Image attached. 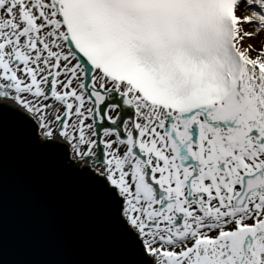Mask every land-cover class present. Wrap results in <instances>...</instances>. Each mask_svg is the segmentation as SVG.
Returning a JSON list of instances; mask_svg holds the SVG:
<instances>
[{
    "label": "snow or ice",
    "instance_id": "1",
    "mask_svg": "<svg viewBox=\"0 0 264 264\" xmlns=\"http://www.w3.org/2000/svg\"><path fill=\"white\" fill-rule=\"evenodd\" d=\"M262 31L264 0H0V155L79 185L97 264H264Z\"/></svg>",
    "mask_w": 264,
    "mask_h": 264
},
{
    "label": "water",
    "instance_id": "2",
    "mask_svg": "<svg viewBox=\"0 0 264 264\" xmlns=\"http://www.w3.org/2000/svg\"><path fill=\"white\" fill-rule=\"evenodd\" d=\"M0 253L8 264H97L110 255L79 185L11 142L0 155Z\"/></svg>",
    "mask_w": 264,
    "mask_h": 264
},
{
    "label": "rangeland",
    "instance_id": "3",
    "mask_svg": "<svg viewBox=\"0 0 264 264\" xmlns=\"http://www.w3.org/2000/svg\"><path fill=\"white\" fill-rule=\"evenodd\" d=\"M248 31H253L252 28L247 29ZM251 43L257 47H264V31L260 32L259 34L255 35L253 38L248 39Z\"/></svg>",
    "mask_w": 264,
    "mask_h": 264
},
{
    "label": "bare ground",
    "instance_id": "4",
    "mask_svg": "<svg viewBox=\"0 0 264 264\" xmlns=\"http://www.w3.org/2000/svg\"><path fill=\"white\" fill-rule=\"evenodd\" d=\"M246 42H247L248 44H252V45H254L253 42L251 43L249 40H247ZM254 46H255V45H254Z\"/></svg>",
    "mask_w": 264,
    "mask_h": 264
}]
</instances>
